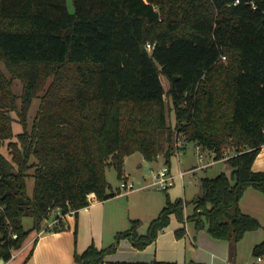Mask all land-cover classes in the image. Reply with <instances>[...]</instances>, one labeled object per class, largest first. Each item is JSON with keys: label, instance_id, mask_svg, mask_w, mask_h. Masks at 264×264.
I'll list each match as a JSON object with an SVG mask.
<instances>
[{"label": "trees", "instance_id": "obj_1", "mask_svg": "<svg viewBox=\"0 0 264 264\" xmlns=\"http://www.w3.org/2000/svg\"><path fill=\"white\" fill-rule=\"evenodd\" d=\"M71 1L73 10L69 0H0V61L24 79L19 109L0 69V259L10 260L56 207L65 215L89 205L92 195L113 196L107 168L115 167L120 178L127 155L141 151L156 160L163 153L170 164L185 147L174 146L178 126L184 142L214 152L230 171L203 176L190 201L166 192L146 232L132 219L116 241L100 248L92 243L74 258L104 262L122 238L145 248L172 214L183 222L178 237L192 221L196 230L228 240L233 257L246 232L264 230V221L240 203L250 186L264 193V170L252 167L264 145V0ZM44 72L54 73V81L29 128L27 112ZM17 109L23 129L16 133L8 111ZM6 139L11 157L1 151ZM25 216L33 218L30 228ZM58 217L47 229L64 227ZM252 253L264 256V238Z\"/></svg>", "mask_w": 264, "mask_h": 264}, {"label": "crops", "instance_id": "obj_2", "mask_svg": "<svg viewBox=\"0 0 264 264\" xmlns=\"http://www.w3.org/2000/svg\"><path fill=\"white\" fill-rule=\"evenodd\" d=\"M195 145L197 147L196 142ZM184 146L171 156L172 160L175 161V156L180 152H187L188 142L184 143ZM132 154L125 157L123 173L130 178L134 176L138 179V175L141 173L137 174L138 172L135 169L131 170L127 167ZM161 154L154 160L155 165H151V169L158 168L165 163V158ZM180 158L181 155L177 159L178 164L181 162ZM206 158L208 160L205 161ZM204 161L210 163L207 166L200 167L202 161L198 159L185 164L184 168L178 166L177 169H171L176 175L175 182L170 190L166 192L171 195V190L175 188L177 181L180 180L181 192H173V198H185L183 194H186V182L184 180L186 174L195 173L199 169L208 170L220 162H225V159H216L215 153L208 150L206 156H204ZM141 167L142 163L137 165V168ZM252 167L254 170H264V145L257 154ZM220 171L222 170L217 169L213 173L217 174ZM181 172L182 174H180ZM118 187L119 184L112 185V191L115 193L113 196L99 200L95 195H92L89 205L80 208L77 212L71 211L63 215L61 217L64 225L62 229H47L48 221H45L46 224L43 225L40 232L36 229L32 230L27 237L31 236L29 243L18 250L20 259L17 264L23 262L24 264H81L74 258L75 251L82 252L92 243L99 248L106 246L104 245L107 241H105V237L110 231V234L114 235L117 231L128 228L132 219H142L149 223L151 219L158 215L166 203L159 196H149L148 190H142L144 188L125 193L119 192ZM199 193L200 191L197 190L195 196ZM240 203L244 211L252 213L264 221V193L262 191L253 186L248 187ZM137 206L141 208L140 212L133 210V207ZM185 211L186 215L191 213L186 208ZM182 226L183 222L176 219L169 226L163 228L157 238L143 249L133 247L128 238H122L119 247L115 252L107 254L104 262L92 264H113L116 260L151 261L153 259L166 261L167 264H239V262L240 264H264V256L261 260L257 256L250 262L244 263L245 261L240 260L239 253L241 244L246 237L251 243V251L253 246L264 238L262 227L246 232L238 242L236 253L232 257L230 256V242L228 240L216 238L206 229L196 230L192 221H186L185 234L178 237L176 230ZM31 248L33 249L32 253L26 259ZM124 252H128V254ZM11 259L0 264L11 263Z\"/></svg>", "mask_w": 264, "mask_h": 264}, {"label": "rangeland", "instance_id": "obj_3", "mask_svg": "<svg viewBox=\"0 0 264 264\" xmlns=\"http://www.w3.org/2000/svg\"><path fill=\"white\" fill-rule=\"evenodd\" d=\"M69 8L70 10H73V5H72V1L69 0ZM0 69L2 70V72L5 74L6 78L8 80L11 81V90L13 91V93L16 95V104L18 106V108H22V93H23V90H24V79L17 75V74H14L10 68H8V66L6 65V63L4 61H0ZM50 69V68H48ZM46 80L42 86V88L37 92L36 96L33 97L32 101H31V104H30V107L28 109V112H27V122H28V125H29V128H31V126L33 125V122H34V119L36 118V116L38 115V112L40 110V106H41V102H42V97L44 94L47 93V91L49 90V87L50 85L53 83L54 81V77H55V74L54 73H46ZM162 80L166 86V88L169 87V82L168 80L166 79V77L162 76ZM166 101H168V107H169V96L166 95ZM10 113V115L14 118V121H13V128H14V131L17 133V132H20L22 131L23 127H22V123L20 121V118H21V113L20 111L17 109V110H9L8 111ZM170 121H172L173 124H175V117H174V112L172 111L171 114H170ZM180 131V128L179 126L177 128L174 129V134H175V137L178 139L174 141V146H177V145H183L184 143V134L183 132ZM16 137L14 136L13 139H15ZM8 141L9 139H6L4 141V144L3 146L1 147V151L6 154L8 157H11V154L9 152V149L7 147V144H8ZM201 151H203V155L206 156V153L208 152V149H202ZM199 152L200 150L196 147L195 145V141H188V149H187V152H180L179 154H177L175 156V161L171 159V163L169 164L171 169H177V167H181V168H184L183 166L191 161H195V160H198V156H199ZM176 153V152H175ZM163 155V153L161 154ZM179 155H181V162L178 164V161L177 159L179 158ZM159 156V155H158ZM163 157L165 158V156L163 155ZM208 160V158L205 159V161ZM142 163V167L141 168H137V165L138 164H141ZM151 165H155V162L154 160H148L144 157L143 153L141 151H135L133 154H132V158H129L128 160V164H127V167L131 170L135 169L139 174V172L141 173L140 175H138V179L134 176H131V179H134L136 181L137 184L141 185L143 183H145V181L148 179L149 177V174L151 172ZM34 167L30 168V172L32 173L34 171ZM226 170L227 172H229L230 170V167L226 164V162H220L216 165H214L213 167H211L210 169H199L197 170L195 173H189V174H186L185 175V182H186V194L183 196H185V198H187L189 201L195 196V192L197 190H201L200 188V181H201V178L203 176H206V175H210V174H216V173H213L215 172V170ZM212 172V173H211ZM124 175V174H123ZM106 176H107V179L108 181L111 182L112 185L116 186L119 184L120 182V178L118 177V174H117V170L115 169V167L111 166L109 168H107V171H106ZM137 176V175H136ZM27 185H28V192L29 194H32L33 192V186H34V177H29L27 179ZM175 188H173L171 190V195L172 196L171 198L172 199H175L173 198V192H181V184H180V180L177 181V184L176 186H174ZM142 190H148V195L149 196H159L161 197L162 199H164L166 201V190L164 189H159V188H156V187H150V188H144ZM168 191L170 190L167 189ZM192 204L191 203H188L186 205V210L190 213L192 212ZM133 210L135 212H140L141 211V208L139 206L137 207H133ZM139 218V217H138ZM176 219H178L175 214L171 216V220H170V223L167 225L169 226L173 221H175ZM140 220V224H139V231L140 232H146L147 230V227H148V223L146 220H142V219H139ZM24 226L25 228H30L32 225H33V218L31 216H25L24 217ZM45 221L43 222V225H45ZM130 225H131V220H130ZM32 232V231H31ZM111 232V231H110ZM109 234L107 235V237H105V243L104 245H110L111 243H113L115 240V234ZM31 237V236H30ZM29 238H27L23 244V247L29 243ZM121 241V239H120ZM120 241L118 243V247L120 245ZM131 242V240H130ZM132 243V242H131ZM250 242H249V239L248 237H246L242 244H241V247L239 249V253H240V260H243L245 261L244 263H247V262H250L252 259H255L257 258V256L253 255L252 251H251V247H250ZM132 246L137 248V249H143V248H138L136 246L133 245L132 243ZM125 254H128V252H124ZM19 253L17 252L16 255L14 256V258H12V262L11 263H8V264H17L18 260L20 259V256H18ZM14 259V260H13ZM240 264V262H239Z\"/></svg>", "mask_w": 264, "mask_h": 264}, {"label": "built area", "instance_id": "obj_4", "mask_svg": "<svg viewBox=\"0 0 264 264\" xmlns=\"http://www.w3.org/2000/svg\"><path fill=\"white\" fill-rule=\"evenodd\" d=\"M238 1L239 0H236V2H238ZM148 46L150 47L151 45L148 44ZM197 148H199V150H200L199 159H200V161H202L200 167L207 166L210 162L204 161V155H203L204 152L201 151L202 147L197 144ZM180 174H182V172ZM175 176L176 175L172 172L170 165L167 163H164L163 165L159 166L158 168L151 169V172L149 174L148 179L145 181V183H143L141 185L137 184L136 181L131 179L128 175H125V174L122 175L120 177L118 191L127 193L130 191L136 190V189L150 188V187H156L159 189L167 190L174 184ZM0 208H1V206H0ZM53 213L54 214L51 217H45V219H44V221H48V225L46 226V228L59 223L60 217H58V215H61V216L64 215L61 212L60 207H56L54 209ZM40 231L41 230H38V232H40ZM18 250L19 249L13 251L12 257H14L16 255ZM258 259L259 260L263 259V256H258Z\"/></svg>", "mask_w": 264, "mask_h": 264}, {"label": "water", "instance_id": "obj_5", "mask_svg": "<svg viewBox=\"0 0 264 264\" xmlns=\"http://www.w3.org/2000/svg\"><path fill=\"white\" fill-rule=\"evenodd\" d=\"M3 262V259H0V263Z\"/></svg>", "mask_w": 264, "mask_h": 264}]
</instances>
